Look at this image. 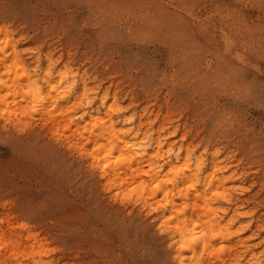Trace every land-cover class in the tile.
Wrapping results in <instances>:
<instances>
[{
  "label": "rangeland",
  "instance_id": "374dc122",
  "mask_svg": "<svg viewBox=\"0 0 264 264\" xmlns=\"http://www.w3.org/2000/svg\"><path fill=\"white\" fill-rule=\"evenodd\" d=\"M2 26L33 77L122 107L149 154L219 162L228 234L199 264H264V0H0ZM35 111L0 119V264H171L135 198L69 148L66 118Z\"/></svg>",
  "mask_w": 264,
  "mask_h": 264
},
{
  "label": "bare ground",
  "instance_id": "6f19581e",
  "mask_svg": "<svg viewBox=\"0 0 264 264\" xmlns=\"http://www.w3.org/2000/svg\"><path fill=\"white\" fill-rule=\"evenodd\" d=\"M0 35L6 39L5 45L0 39V119L9 115L5 119L12 121L35 110L39 114L43 111L46 120L66 118L69 148L79 157L85 156L89 171L96 174L106 192L135 198L134 203L151 217L155 230L165 236L171 264H199L205 253L209 259L220 261L221 242L228 230L213 202L218 197L228 201L229 196L224 189L223 195L219 192L221 178L212 180L221 169L219 162L211 161L209 172L203 175L206 167H201L202 161L196 160L194 165L189 154L181 159L179 152L172 156L169 150L160 154L159 142L149 154L145 141L137 140L139 127L130 124L132 120L124 115L122 107L113 104L102 113L105 98L95 105L85 96L86 90L77 93L80 84L73 76L67 81L63 75L53 76L46 71L42 78L33 77L6 26L0 27ZM35 63L40 62L37 59ZM46 63L53 62L47 57ZM38 69L39 66L32 72ZM10 98L12 101L7 103ZM121 156L124 159L117 163ZM193 235L199 237L195 244L191 243Z\"/></svg>",
  "mask_w": 264,
  "mask_h": 264
},
{
  "label": "snow or ice",
  "instance_id": "6c2138e0",
  "mask_svg": "<svg viewBox=\"0 0 264 264\" xmlns=\"http://www.w3.org/2000/svg\"><path fill=\"white\" fill-rule=\"evenodd\" d=\"M123 159H124V157L121 156V157H119V158L116 159V162H117V163H120L121 160H123ZM104 167L107 168V167H108V164L105 163V164H104ZM168 182L171 183V181H168ZM192 186H193V185L190 184V185H189V188H191ZM157 187H159V185H157ZM198 239H199V237L193 235L192 238H191V243L195 244V243L198 241Z\"/></svg>",
  "mask_w": 264,
  "mask_h": 264
}]
</instances>
